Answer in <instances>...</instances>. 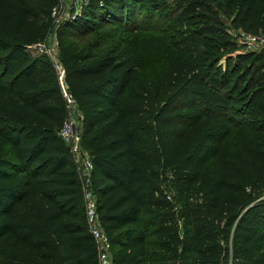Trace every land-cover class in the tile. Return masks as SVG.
Instances as JSON below:
<instances>
[{
    "label": "trees",
    "instance_id": "obj_1",
    "mask_svg": "<svg viewBox=\"0 0 264 264\" xmlns=\"http://www.w3.org/2000/svg\"><path fill=\"white\" fill-rule=\"evenodd\" d=\"M214 2L87 0L56 30L112 264H149V236L161 257L183 264H264V53L221 64L232 43ZM54 4L0 0V264H97L58 134L66 108L57 75L30 48ZM228 6L235 27L264 36V0ZM154 15L181 25L166 45L146 25ZM103 26L123 32L108 49L66 40ZM137 51L164 54V68L136 75Z\"/></svg>",
    "mask_w": 264,
    "mask_h": 264
},
{
    "label": "built area",
    "instance_id": "obj_2",
    "mask_svg": "<svg viewBox=\"0 0 264 264\" xmlns=\"http://www.w3.org/2000/svg\"><path fill=\"white\" fill-rule=\"evenodd\" d=\"M86 3L87 0H55V4L48 16L49 25L43 39L30 48L45 55L56 72L66 108V117L58 134L69 147L71 158L81 183L85 220L88 232L95 245L96 262L97 264H112L110 243L98 221L95 198L90 189L91 162L87 151L82 147L80 141V131L78 129L80 116L75 109L73 99L69 96L63 83L64 69L58 59L56 39V30L59 25L73 21L79 16ZM247 41L250 46L261 45V47H264V36L262 34L248 35Z\"/></svg>",
    "mask_w": 264,
    "mask_h": 264
},
{
    "label": "rangeland",
    "instance_id": "obj_3",
    "mask_svg": "<svg viewBox=\"0 0 264 264\" xmlns=\"http://www.w3.org/2000/svg\"><path fill=\"white\" fill-rule=\"evenodd\" d=\"M167 3H171L172 0H166ZM214 4L210 6L211 11H213L214 16L218 24L227 34L232 45L230 49L225 52H222L221 64L224 62V59L231 56L233 57L237 52H251V53H264V47L261 45L250 46L248 45L247 36L254 33L245 32L233 25V20L235 17V11L230 9L228 6V0H215ZM175 5V4H171ZM172 16H177L176 7L171 8ZM147 27L150 26V33L154 35L163 45H166V40L168 37H176V28H181V25L168 24V22L158 16L154 15L152 21L148 22ZM164 27H162V26ZM172 27V28H171ZM123 32L120 28L103 26L97 28L90 34L85 36H77V34H70L66 36V40L72 42L77 47H86L92 42H96L95 51H100L108 49L112 43L122 39ZM33 54H41L39 51L33 50ZM133 69L136 75L140 77H154L159 71H161L165 66V55L160 54L156 56H150L144 52L137 51L133 59ZM228 143H232V138H229ZM0 158H5V146L0 143ZM196 196L192 195L191 199H194ZM153 237L149 236L146 239V262L149 264H155L162 262L165 264H183L181 260H167L164 257H161V254L158 252L154 244L152 243ZM193 261V257H191Z\"/></svg>",
    "mask_w": 264,
    "mask_h": 264
}]
</instances>
